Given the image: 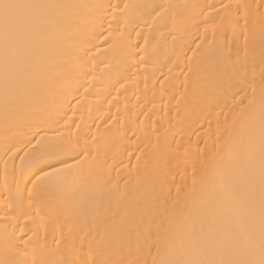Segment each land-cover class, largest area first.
I'll use <instances>...</instances> for the list:
<instances>
[{"label": "bare ground", "instance_id": "bare-ground-1", "mask_svg": "<svg viewBox=\"0 0 264 264\" xmlns=\"http://www.w3.org/2000/svg\"><path fill=\"white\" fill-rule=\"evenodd\" d=\"M0 264H264V0H0Z\"/></svg>", "mask_w": 264, "mask_h": 264}, {"label": "snow or ice", "instance_id": "snow-or-ice-1", "mask_svg": "<svg viewBox=\"0 0 264 264\" xmlns=\"http://www.w3.org/2000/svg\"><path fill=\"white\" fill-rule=\"evenodd\" d=\"M5 8H7V7H10V5H8V4H5V5H3Z\"/></svg>", "mask_w": 264, "mask_h": 264}]
</instances>
